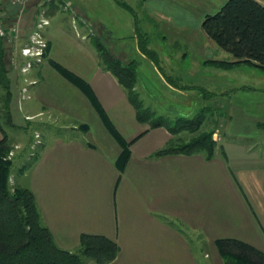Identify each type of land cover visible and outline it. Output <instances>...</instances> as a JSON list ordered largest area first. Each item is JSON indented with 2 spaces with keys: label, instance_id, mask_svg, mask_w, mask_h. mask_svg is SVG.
<instances>
[{
  "label": "crops",
  "instance_id": "obj_1",
  "mask_svg": "<svg viewBox=\"0 0 264 264\" xmlns=\"http://www.w3.org/2000/svg\"><path fill=\"white\" fill-rule=\"evenodd\" d=\"M257 1L264 5V0ZM49 2L27 0L19 7L0 1V20L17 21V37L26 36L28 41L33 27L27 29L24 17ZM144 2L164 21L201 27L203 16L218 10L225 0ZM45 16L49 22L40 30L48 43L47 52L19 71L23 95H13L10 106L14 120L23 125L24 120L32 122L41 136L38 157L26 173L21 171L27 181L18 184L34 192L41 220L55 242L75 250L82 232L104 234L119 246L115 258L106 264H227L216 243L227 237L264 252V139L247 143L224 138L211 159L201 152L152 156L171 134L163 126L146 129L148 124L137 120L125 90L103 69L82 26L65 25L67 16L54 11ZM89 20L105 34L110 32L102 18ZM197 31L196 35H206L202 27ZM101 35L111 48L108 35ZM135 47L147 58L137 42ZM111 52L127 60L125 53ZM152 59L148 57L156 67ZM51 61L86 80L118 134L132 140L122 171L115 163L121 144L95 101ZM173 80L171 75V92L185 95L190 85ZM55 124L62 129L57 136L41 131ZM84 264L97 263L87 258Z\"/></svg>",
  "mask_w": 264,
  "mask_h": 264
},
{
  "label": "rangeland",
  "instance_id": "obj_2",
  "mask_svg": "<svg viewBox=\"0 0 264 264\" xmlns=\"http://www.w3.org/2000/svg\"><path fill=\"white\" fill-rule=\"evenodd\" d=\"M71 1L76 13H79L76 10L79 8L82 15L87 18L88 23L80 21L77 23L79 26L83 25L81 29L83 32L86 31L89 37L98 38L100 34L102 37L107 34L110 50L115 53H125L127 60H122L121 55L117 54L118 59L123 62L136 61L135 88L143 103L153 110L155 116L173 120L177 116L191 117L202 112L205 117L202 127L215 128L213 137L217 144L224 138L244 140L247 143L260 142L264 139V71L246 63L226 67L206 59L213 57L231 60L233 57L230 52L206 37L204 33L196 35L197 30L201 29L200 24L175 25L166 20L165 22L150 12L144 0ZM52 2L50 1L49 5L43 8V14L48 15L53 11L64 14L67 16L64 24L73 27L72 12L63 10L58 3L59 0H52ZM121 2H126L127 6ZM39 16L40 10H34L24 17L27 20V29H32ZM95 16L103 19L110 32L105 34L100 25L90 23L89 19L94 21ZM22 37L23 39L16 37L12 42L2 37L11 99L13 95L15 97V94L23 95L24 90L21 78L18 79L19 71L21 72V66L25 61L19 47L27 42V37ZM87 42L92 44L89 39ZM136 42L140 48L146 45L155 50L156 54H153L152 60L156 67L150 64L149 55L146 58L138 54ZM171 75L175 77L173 81L176 84L190 85L186 87L185 95V92L176 94L171 92V87L168 85L170 84L168 77ZM1 103L0 100V106ZM2 112L4 111H0V117L3 126L9 139L15 141L12 144L13 164L10 184H23L27 181L26 170L32 166L33 162H27L30 164L22 170L25 172L24 175H21L19 167L26 163L25 161L31 160L32 154L38 157L41 136L39 132L33 130L35 125L30 121L24 120L25 125H23L14 120L11 115V123L4 122L5 117L2 116ZM57 127L56 125L48 129L43 126L41 131L51 132L57 136L62 132V129ZM182 132L183 139L190 136L187 131ZM21 160L24 161L21 162Z\"/></svg>",
  "mask_w": 264,
  "mask_h": 264
},
{
  "label": "trees",
  "instance_id": "obj_3",
  "mask_svg": "<svg viewBox=\"0 0 264 264\" xmlns=\"http://www.w3.org/2000/svg\"><path fill=\"white\" fill-rule=\"evenodd\" d=\"M121 3L127 6L126 2ZM201 27L210 39L230 52L233 57L231 60L213 58L208 59L209 61L226 67L246 63L264 71V5L262 3L257 0H225L218 10L203 16ZM2 40L0 36V100L2 102L0 111H4L2 112V116L5 117L4 122L11 123L10 80L4 62ZM91 40L103 69L113 74L125 90L129 102L135 109L137 120L147 123L146 129L163 126L171 134L170 140L158 147L151 154L152 156L195 152H201L206 159L214 156L217 147V141L213 137L215 128L202 127L205 119L202 112L191 117L177 116L173 120L155 116L153 110L143 103L135 88L136 61L123 62L101 39L91 37ZM141 49L153 58V50L148 49L146 45H142ZM46 52L47 49L44 54ZM51 63L95 101L109 129L121 144L115 163L122 171L130 156L129 145L132 140L126 141L118 134L86 80L55 61ZM168 80L171 84V77H168ZM182 131H187L190 136L183 139ZM0 132V264H84L87 258L97 264H106L113 260L119 246L114 239L101 233L82 232L76 250L61 247L55 242L49 227L41 220L32 189L25 185L10 184L13 158L8 156V153L12 149V143L1 117ZM221 153H224L222 149ZM32 155L31 160L19 167L20 171L30 164L27 162L36 158V154ZM216 243L227 264H264V252L242 240L218 238Z\"/></svg>",
  "mask_w": 264,
  "mask_h": 264
},
{
  "label": "built area",
  "instance_id": "obj_4",
  "mask_svg": "<svg viewBox=\"0 0 264 264\" xmlns=\"http://www.w3.org/2000/svg\"><path fill=\"white\" fill-rule=\"evenodd\" d=\"M4 1V0H0ZM11 4H17L19 7H23L27 0H7ZM52 1V0H43V2ZM57 1V0H53ZM59 5L61 8L67 12H72V18L71 23L73 27H77V23L83 22L88 23L87 18L80 14L76 13L73 4L70 0H59ZM43 7L40 8V16L37 18L35 23L33 24V29L31 31L29 40L25 42L23 45L19 47L20 53L22 56L25 57V61L23 65L21 66V70L25 71L28 69L32 62H38L42 59V56L44 55L48 43L47 40L42 36L41 34V27L44 26L49 22L48 18L43 14ZM19 24L17 21H13L10 23H5L4 21L0 20V36L4 37L7 41L12 42L19 34ZM13 154V151H9L8 156H11Z\"/></svg>",
  "mask_w": 264,
  "mask_h": 264
}]
</instances>
